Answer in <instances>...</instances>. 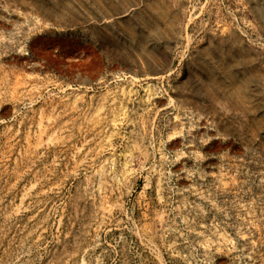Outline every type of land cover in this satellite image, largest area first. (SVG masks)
Segmentation results:
<instances>
[{"label":"rangeland","instance_id":"1","mask_svg":"<svg viewBox=\"0 0 264 264\" xmlns=\"http://www.w3.org/2000/svg\"><path fill=\"white\" fill-rule=\"evenodd\" d=\"M0 264H264V0H0Z\"/></svg>","mask_w":264,"mask_h":264}]
</instances>
